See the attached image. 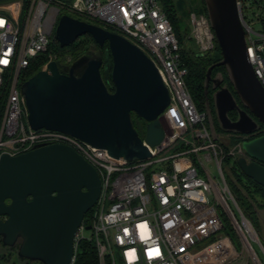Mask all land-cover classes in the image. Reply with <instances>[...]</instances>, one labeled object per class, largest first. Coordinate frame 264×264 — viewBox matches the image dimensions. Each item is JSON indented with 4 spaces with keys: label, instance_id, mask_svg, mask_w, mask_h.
Wrapping results in <instances>:
<instances>
[{
    "label": "built area",
    "instance_id": "built-area-1",
    "mask_svg": "<svg viewBox=\"0 0 264 264\" xmlns=\"http://www.w3.org/2000/svg\"><path fill=\"white\" fill-rule=\"evenodd\" d=\"M234 1L246 59L264 90V32H254L243 19L242 10L252 8L253 0ZM261 9L264 13V5ZM60 10L72 18L111 28L142 51L156 69L168 94V105L161 114L167 131L162 128L163 139L148 148V158L114 159L63 133L28 127L19 87L38 55L46 54L39 70L54 61L48 47L54 40ZM188 19L189 39L196 50L201 54L212 50L214 38L206 16L191 12ZM257 21L264 31V15ZM178 50L158 0H70L68 5L62 0H0V155L12 157L35 146L59 144L72 149L95 170L99 196L89 210V229L81 222L73 248L79 240L90 242L96 264H116L114 255L119 264H264V249L237 207L221 170L226 157L248 161L240 148L244 140L224 151L210 134L204 111L195 108L184 84L186 69ZM187 132L191 146L186 141V150L166 154ZM196 162L204 177L199 176ZM160 163L163 167L157 172L149 170ZM208 163L215 167L216 179L209 175ZM223 218L236 244L222 232ZM84 231H89L88 237Z\"/></svg>",
    "mask_w": 264,
    "mask_h": 264
},
{
    "label": "water",
    "instance_id": "water-1",
    "mask_svg": "<svg viewBox=\"0 0 264 264\" xmlns=\"http://www.w3.org/2000/svg\"><path fill=\"white\" fill-rule=\"evenodd\" d=\"M219 60L204 74L214 116L225 133L248 135L264 126V90L245 56L243 29L234 0H202ZM88 35L109 57L85 52L64 69L49 61L19 87L31 130L57 131L114 159L127 162L149 157L148 148L163 139L159 117L168 94L150 60L120 35L100 26L60 15L53 38L59 48ZM223 67L233 95L210 78ZM100 69L109 71L111 91ZM234 112L235 120L227 117ZM132 119L137 122L135 127ZM209 128V127H208ZM210 134L212 129L209 128ZM142 134V138L139 137ZM240 173L264 191V135L240 142ZM100 182L95 170L65 145L47 144L16 155H0V242L16 247L15 256L38 264H70L73 240L83 216L96 203ZM85 227V230H88Z\"/></svg>",
    "mask_w": 264,
    "mask_h": 264
},
{
    "label": "trees",
    "instance_id": "trees-1",
    "mask_svg": "<svg viewBox=\"0 0 264 264\" xmlns=\"http://www.w3.org/2000/svg\"><path fill=\"white\" fill-rule=\"evenodd\" d=\"M162 6V10L169 20V23L172 26V29L174 31V34L176 36L177 42H178V54H179V60L182 66L186 69V74L184 76V84L186 86V89L188 90V93L190 95V98L195 106V108L198 111H204L205 109V96L208 98L210 102V91L207 90L206 95H204V74L206 69L213 63L217 62L219 60V52L218 48L214 41V53L216 56H211L208 53L206 54H199L196 53L194 48H185L182 47L180 44V41L178 39V36L175 31L174 25V12H173V4L171 0H158ZM199 7V12H196V14H204V8H203V2L202 0H194ZM254 1V0H253ZM252 1L253 8L255 9V12L259 17H262L264 15L262 8V5H264V0H255ZM262 5L258 7V4ZM91 23V22H89ZM94 25L99 26L96 23H91ZM106 30L113 32L111 28H105ZM190 40V39H189ZM193 43V42H192ZM194 45V44H193ZM195 47V46H194ZM106 44H104L102 47L98 48L94 42L91 40V38L88 35H84L76 39L72 44H70L67 47L59 48L55 40L51 42V44L48 47V52L54 55L53 60L58 62V68L64 69L72 60L80 56L81 54L85 52H92V53H99L103 59L107 58V65L106 67L109 68L110 61L109 57L107 56V53L105 52ZM46 61V54L38 55L28 66L25 74L24 79L29 78L34 73H36L41 65ZM101 78L103 81V84L105 88L108 91H111V83L109 80V71H103V69H100ZM219 74L221 77V82L223 84V87H225L230 93H232L231 86L229 84L226 72L223 67H216L212 69L211 75ZM212 91V90H211ZM234 96V95H233ZM234 99L238 105L239 108H242L237 101V99L234 96ZM2 103H3V97L0 95V116L2 112ZM212 109V106L210 107ZM210 114L213 115V111H210ZM213 117V116H212ZM227 117L229 120L233 121L236 118V115L234 112H228ZM213 119V126L216 132H223L218 127V124L216 120ZM136 122L140 125V121H137L135 119H132V124L135 127ZM143 126V125H142ZM260 130H264V126L261 124H258V127L254 134L252 136H249L247 140H250L252 138L258 137L263 135ZM225 133V132H224ZM234 138V142H240L241 135L237 134H231ZM139 137L142 138V134H139ZM232 138V139H233ZM239 138V139H238ZM233 141V140H232ZM232 143V142H231ZM234 143V144H235ZM234 167V166H233ZM231 168V171L233 169ZM239 171V170H238ZM240 173V171L238 172ZM241 174V173H240ZM242 175V174H241ZM243 176V175H242ZM239 177L234 175V180L225 179L227 186L229 188V191L239 208L241 214L251 223V225L258 231V222H257V211L262 210L264 213V191L262 188L254 184L249 179L244 178V182L241 183L238 179ZM254 193H260L261 197V203H258L253 196ZM89 211L87 214L85 213L82 219L83 225L86 227L89 225ZM234 237V235H233ZM235 238V237H234ZM232 240V238L230 237ZM0 249L7 250L6 252L0 253V264H14L13 260L11 259V252L14 251L16 248H6L1 245L0 242ZM16 261L22 262L24 264H36L37 262H31L23 259H19L15 256ZM38 264V263H37ZM70 264H96V257H95V250L93 245L85 240H79L75 243V246L73 248V256Z\"/></svg>",
    "mask_w": 264,
    "mask_h": 264
},
{
    "label": "rangeland",
    "instance_id": "rangeland-1",
    "mask_svg": "<svg viewBox=\"0 0 264 264\" xmlns=\"http://www.w3.org/2000/svg\"><path fill=\"white\" fill-rule=\"evenodd\" d=\"M62 1L66 5H68L69 2H70V0H62ZM171 2L173 4V7L172 8H173L174 19H175L173 26L175 27V31H176V34L178 36V39L180 41L181 46L182 47H185V48H190V49L193 47L194 48L193 50H195L196 53H199L196 50V48L194 47L192 41L189 40V19H188V14L191 13V12H193V13L199 12V7L197 6V4H196V2L194 0H171ZM63 14L69 16L68 13H66L63 10H60V15H63ZM242 16H243L244 21L247 23L248 26H250L252 28V30L254 32L260 33V34L264 32L263 29H262V27H261V25H260V23L257 21V17L259 15H257V13L255 12V9L253 7L252 8H249L248 7L246 9H243L242 10ZM73 18H75V17H73ZM78 20H80V19H78ZM86 22L89 23L88 21H86ZM205 53L206 54L208 53L209 55H211L213 57L216 56V54L214 53V47H213L212 50H210L208 52H205ZM205 53H203V54H205ZM199 54H201V53H199ZM51 55L54 57L53 54H51ZM216 75H219V74H216ZM212 116L215 119L214 110H213V115H211L210 113L208 114V117H206V115H205V117H206V124H207V126L209 128H211L213 130L212 131V134L214 135V138H216V139L219 140L222 149L225 151V150L231 148V146L234 145V143H235L234 142V138L229 133L216 132L215 129H214V126H213V119H212L213 117ZM159 122H160L162 128L165 131H167L166 130V128H167L166 118H165V115L164 114L160 116ZM260 132L262 134H264V130H260ZM240 140H241V138H240ZM186 141H189V143H190L189 146H191L192 140L190 138V133L189 132H187L185 134H182V136L178 139V142L176 144H174L171 148H169L167 150V153L166 154H171V153L176 152V151L186 150L187 149V146H185V142ZM156 159L157 158L155 157V160ZM162 167H163V164L160 163V164H156V165L150 167L149 170L150 171L157 172ZM195 167H196V169L198 171L199 176L204 177L203 176V173L201 171V167L199 166V164L197 162L195 163ZM205 167H206V169L209 172V175L211 177H214L215 179L218 177L217 172H216L215 167L213 166V164L208 163L207 165H205ZM232 167H233V169L231 171V168ZM221 170H222V173H223L224 180L225 179H228V178L230 180H234V175H235V176L239 177L238 179H239V181L241 183L244 182L243 176L240 173H238L239 171H238L237 166L235 165V161L231 157L224 158V160L221 163ZM146 172H147V170H146ZM225 183H226V181H225ZM226 185H227V183H226ZM228 190H229V188H228ZM252 192L254 193L253 190H252ZM259 194L260 193H256L255 192L253 194V196H254V199L258 203H261V197H260ZM230 208L233 209L231 207V205H230ZM86 214H87V212H86ZM88 215H90V212L88 213ZM234 216L237 218V215H236L235 212H234ZM257 222H258V231L252 225L251 226L254 229V232L256 233V236L258 238V241L260 242L261 246L264 249V213H263V211L261 209L257 211ZM222 223H223V226H224L222 232L224 234L228 235L229 237H231L232 238V242L234 244H236V240L233 237V235H234L233 234V231L230 228V226L228 225L227 220L223 218L222 219ZM83 235L85 237H88L89 236V231H84L83 232ZM13 248H16V247H13ZM252 248H254V250L256 251V253L258 255V257L261 259L262 258V255L259 252V249H258L257 245L254 244V243H252ZM1 252H6L7 253V250L0 249V253ZM114 258H115L116 264H119L117 262V260H116V255H114ZM11 259L13 260L14 264H24L22 262L16 261L14 251L11 252Z\"/></svg>",
    "mask_w": 264,
    "mask_h": 264
},
{
    "label": "flooded vegetation",
    "instance_id": "flooded-vegetation-1",
    "mask_svg": "<svg viewBox=\"0 0 264 264\" xmlns=\"http://www.w3.org/2000/svg\"><path fill=\"white\" fill-rule=\"evenodd\" d=\"M210 78H218L219 80H220V87H223V84H222V80H221V78H220V76L219 75H211L210 74ZM207 90L208 91H210V96H209V98H210V102H209V100H208V98H206V96H205V109H204V113H206L205 115H206V117H208V114L210 113V111H213L214 110V108H213V103H212V96H213V93H214V91L215 90H213L212 89V84L211 83H208V86H207V88H206V92H207ZM212 90V91H211ZM230 92V91H229ZM232 94V93H231ZM204 95H206V93L204 94ZM233 96V95H232ZM233 98H234V96H233ZM212 106V109L210 108ZM208 113V114H207ZM142 125H143V123L140 121V126L142 127ZM252 134H254V133H252ZM252 134H248V135H241V139H243V140H247V138H249V136H252ZM264 135V134H263Z\"/></svg>",
    "mask_w": 264,
    "mask_h": 264
},
{
    "label": "snow or ice",
    "instance_id": "snow-or-ice-1",
    "mask_svg": "<svg viewBox=\"0 0 264 264\" xmlns=\"http://www.w3.org/2000/svg\"><path fill=\"white\" fill-rule=\"evenodd\" d=\"M0 62H3V61H0Z\"/></svg>",
    "mask_w": 264,
    "mask_h": 264
}]
</instances>
